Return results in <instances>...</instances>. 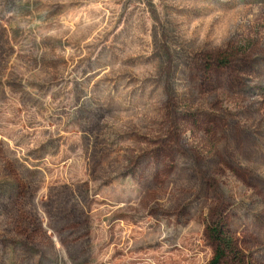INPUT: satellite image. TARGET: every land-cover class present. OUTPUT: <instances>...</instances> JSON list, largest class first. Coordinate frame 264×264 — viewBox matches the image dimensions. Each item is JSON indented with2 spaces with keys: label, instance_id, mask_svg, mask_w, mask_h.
Masks as SVG:
<instances>
[{
  "label": "rangeland",
  "instance_id": "rangeland-1",
  "mask_svg": "<svg viewBox=\"0 0 264 264\" xmlns=\"http://www.w3.org/2000/svg\"><path fill=\"white\" fill-rule=\"evenodd\" d=\"M221 221L264 264V0H0V264H204Z\"/></svg>",
  "mask_w": 264,
  "mask_h": 264
},
{
  "label": "trees",
  "instance_id": "trees-1",
  "mask_svg": "<svg viewBox=\"0 0 264 264\" xmlns=\"http://www.w3.org/2000/svg\"><path fill=\"white\" fill-rule=\"evenodd\" d=\"M120 228H123V226H119L118 224L115 225L113 227V235L106 241L115 243L114 245L108 246L106 248L99 247L97 255L99 256L100 260H103V255L110 251L112 252L111 257L122 253L121 247H119L117 243L120 241V238L125 243L126 237L123 238L119 235L118 231ZM210 234L216 242V249L212 258L204 264H222L230 253H236L235 241L230 234L227 223L224 221L218 222V224L215 226H211Z\"/></svg>",
  "mask_w": 264,
  "mask_h": 264
}]
</instances>
